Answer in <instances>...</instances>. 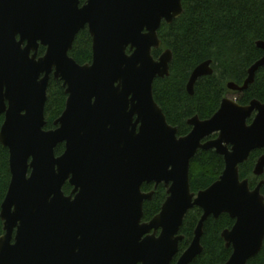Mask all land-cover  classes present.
Listing matches in <instances>:
<instances>
[{"label":"water","instance_id":"obj_1","mask_svg":"<svg viewBox=\"0 0 264 264\" xmlns=\"http://www.w3.org/2000/svg\"><path fill=\"white\" fill-rule=\"evenodd\" d=\"M182 12L181 0H0V145L10 173L0 205V264H172L193 208L201 216L174 264H191L202 253L204 223L223 214L234 221L221 233L231 249L225 264H247L259 254L263 181L251 189L239 166L264 150V104L225 97L209 119L190 118V132L178 137L153 98V82L169 77L172 62L168 49L152 56L161 48L158 31ZM85 29L91 62L79 65L69 52ZM255 46L262 57L241 86L229 82L227 90L246 91L264 67V41ZM212 74L211 61L197 66L187 93ZM50 78L61 82L66 102L46 130ZM59 145L64 150L55 156ZM199 150L222 157L224 170L195 194L189 169ZM263 174L264 153L253 169L255 177ZM150 184L162 185L166 199L143 222L153 192L141 187Z\"/></svg>","mask_w":264,"mask_h":264},{"label":"trees","instance_id":"obj_2","mask_svg":"<svg viewBox=\"0 0 264 264\" xmlns=\"http://www.w3.org/2000/svg\"><path fill=\"white\" fill-rule=\"evenodd\" d=\"M79 1L82 5L86 0ZM181 4V16L170 25L161 24L158 31L161 48L152 51L154 59L166 49L172 52L170 75L153 82V98L167 123L177 129L178 137L190 132L191 128L187 125L190 118L197 116L200 120H207L218 110L226 97L227 83L243 84L247 70L263 55L255 43L264 41V0H181ZM44 52L45 49L40 47L38 56ZM69 56L79 65L91 62V38L86 29L76 36ZM206 61H211L213 74L200 78L190 96L186 91L190 74ZM238 95L237 102L241 106L253 100L264 104V67L256 72L253 84ZM65 102L66 95L61 82L50 78L44 108L46 130L53 128V122L65 108ZM3 120L4 117L0 116V127ZM63 150V145H59L55 149V156L62 154ZM263 153L264 150L252 152L247 162L239 166V177L240 180H248L251 189L262 180L261 194L264 197V174L261 178L253 175L254 166ZM223 170L222 157L212 150H199L190 162L191 192L196 194L207 189ZM9 182L8 150L0 145V205ZM152 188V185H144L142 190L149 191ZM69 190V186L65 185L63 191L67 193ZM165 198V189L160 185L152 199L143 205V221L148 222L159 213ZM200 216L198 208L187 213L179 232L184 238L172 264L190 244ZM233 224L234 221L226 214L217 219L209 217L204 223L201 237L202 253L191 264H225L231 249L225 247L221 233ZM2 234L0 220V236ZM247 264H264V241L259 254Z\"/></svg>","mask_w":264,"mask_h":264},{"label":"flooded vegetation","instance_id":"obj_3","mask_svg":"<svg viewBox=\"0 0 264 264\" xmlns=\"http://www.w3.org/2000/svg\"><path fill=\"white\" fill-rule=\"evenodd\" d=\"M214 137H215V136H212V137H210L209 139H213ZM65 185H68L69 188H70L69 192H67V193L63 191V188H64ZM150 185H152V187H153L151 190H149V191H143V190H142V187L144 186V185H143V186L141 187V192L144 193V194H148V193L153 192V193H152V196H151V199H152L153 195L155 194V190H156L157 188L154 189L153 184H150ZM147 186H149V185H147ZM159 186H160V185H159ZM164 189H165V188H164ZM72 190H73V187H71V186L69 185L68 182H66V183L63 185V187H62V192H63V194H64L65 196H69V195L71 194ZM78 192H79V191H77V192L75 193V195H76ZM165 194H166V190H165ZM75 195H73L72 197L74 198ZM151 199H150V200H151ZM165 199H166V198H165ZM164 201H165V200H164ZM145 202H147V201H145ZM145 202H144V203H145ZM144 203H143V205H144ZM142 221H143V220H142ZM143 222H145V221H143Z\"/></svg>","mask_w":264,"mask_h":264},{"label":"rangeland","instance_id":"obj_4","mask_svg":"<svg viewBox=\"0 0 264 264\" xmlns=\"http://www.w3.org/2000/svg\"><path fill=\"white\" fill-rule=\"evenodd\" d=\"M227 89V88H226ZM239 93L237 92H232V91H229L227 90V93L225 94V96L233 101H237L239 95Z\"/></svg>","mask_w":264,"mask_h":264}]
</instances>
